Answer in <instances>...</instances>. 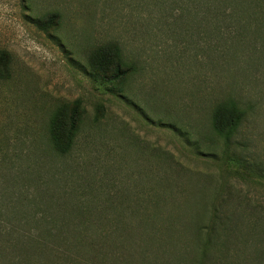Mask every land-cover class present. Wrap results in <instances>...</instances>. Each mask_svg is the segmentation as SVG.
<instances>
[{
  "label": "rangeland",
  "instance_id": "1",
  "mask_svg": "<svg viewBox=\"0 0 264 264\" xmlns=\"http://www.w3.org/2000/svg\"><path fill=\"white\" fill-rule=\"evenodd\" d=\"M200 12L158 0H0V54L10 57L0 80V164L30 184L26 210L40 228L66 216L96 239L111 234L114 257L102 264L144 261L126 251L133 242L118 243L124 232L143 234L135 247L161 253L162 263L186 250L190 258L193 234L182 222L202 210L210 225L214 206L239 219L215 255L264 264V220L250 224L264 207V179L248 165H264V39ZM231 99L247 114L226 145L211 113ZM62 107L79 119L66 154L49 133ZM196 198L205 204L193 211ZM84 220L91 224L79 226Z\"/></svg>",
  "mask_w": 264,
  "mask_h": 264
},
{
  "label": "trees",
  "instance_id": "2",
  "mask_svg": "<svg viewBox=\"0 0 264 264\" xmlns=\"http://www.w3.org/2000/svg\"><path fill=\"white\" fill-rule=\"evenodd\" d=\"M158 1L199 10L201 11L200 15L208 21L248 27L255 34L263 36L262 39H264V0ZM112 48L115 50L117 59H120L119 47L113 45ZM8 58L10 57L7 52H1L0 80L6 79L10 75ZM246 114L247 112L234 99L220 102L211 113V131L215 137L229 145L238 134ZM78 127L79 119L74 115L69 117L64 107L54 113L51 118L49 133L50 142L58 153L66 154L72 149ZM177 129L179 128L177 127ZM207 151H210L212 156L216 154L211 147ZM248 165L251 168L249 170H252L254 175H259L264 179L263 163L252 162ZM14 174H18L16 170L13 169L10 173H6L5 167L0 164V264H102L114 257L109 253L111 249L110 245L107 244L111 234L101 235L99 233L97 235L103 236L105 239H96L92 231L76 229L77 226H73L66 216L56 218L50 223L51 227L40 228V219L32 215L31 211L26 210L31 201L29 198L31 186L22 182L24 175L16 176L13 178H16L15 180H11L10 178ZM204 204L200 198H196L191 206L193 211H196L197 209L200 210ZM218 210L219 207L214 206V217H212L213 221L210 225H203V220L200 217L202 210L201 213L196 212L190 220L182 222L184 230L193 234L192 243L186 241L189 245H193V251L188 258L190 252L186 250L185 255H179V258L175 260L177 263L174 264H236V261H233L234 257L228 253L222 254V251L218 249L216 250L217 255L214 253V247H216L218 240L234 228L232 222L235 215L228 214L229 216L220 217ZM259 211L261 212H258L250 221L253 227H257L264 220V217H261L264 215V207ZM152 218L154 217L148 216L144 221L151 223ZM235 219L238 218L235 217ZM31 224H34L35 227L24 228V226ZM78 224L85 227L91 223L84 220ZM121 229H116V231L120 232ZM117 240L120 245L126 241L138 245L143 240V234L138 237L132 233L126 234L124 232L117 236ZM226 241L227 238L225 237L224 242H221L224 244ZM231 241L229 240L228 244H231ZM124 245L122 247L125 249ZM135 245L132 250H125L128 253L146 255L140 264H165L169 262L171 253L168 254L165 263H162L161 253L158 255L138 246L142 249L139 251ZM148 253L153 256L150 260H148ZM115 260L118 264H127L124 256L122 258L115 257Z\"/></svg>",
  "mask_w": 264,
  "mask_h": 264
}]
</instances>
